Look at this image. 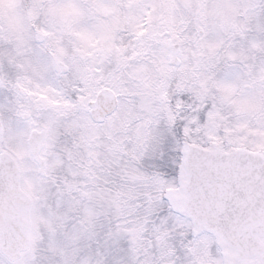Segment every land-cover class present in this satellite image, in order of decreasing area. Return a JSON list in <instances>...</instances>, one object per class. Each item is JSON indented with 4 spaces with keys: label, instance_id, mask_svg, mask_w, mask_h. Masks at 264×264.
Wrapping results in <instances>:
<instances>
[{
    "label": "snow or ice",
    "instance_id": "6c2138e0",
    "mask_svg": "<svg viewBox=\"0 0 264 264\" xmlns=\"http://www.w3.org/2000/svg\"><path fill=\"white\" fill-rule=\"evenodd\" d=\"M0 264H264V0H0Z\"/></svg>",
    "mask_w": 264,
    "mask_h": 264
}]
</instances>
